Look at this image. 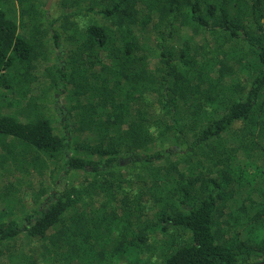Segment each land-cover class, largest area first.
<instances>
[{
  "label": "trees",
  "instance_id": "obj_1",
  "mask_svg": "<svg viewBox=\"0 0 264 264\" xmlns=\"http://www.w3.org/2000/svg\"><path fill=\"white\" fill-rule=\"evenodd\" d=\"M45 2L0 0L2 264L264 260V0Z\"/></svg>",
  "mask_w": 264,
  "mask_h": 264
},
{
  "label": "rangeland",
  "instance_id": "obj_2",
  "mask_svg": "<svg viewBox=\"0 0 264 264\" xmlns=\"http://www.w3.org/2000/svg\"><path fill=\"white\" fill-rule=\"evenodd\" d=\"M60 0H46L45 4H47V8L49 10V12L54 15V16H57L58 12H59V6H58V2ZM69 2V0H67ZM184 35L185 34H188L189 31L187 30H184L183 31ZM41 69V68H39ZM38 69V70H39ZM58 102H57V105L64 108V110L68 108H70V104L71 102L67 99L66 96H58ZM67 112V110H66ZM60 115V113H58ZM255 125V123H254ZM58 128V127H57ZM55 128L57 131L58 129ZM236 132L240 135L241 132H245V127L243 126V124L241 123H237L236 124ZM234 130V131H235ZM248 130H252V127H248ZM250 132V131H249ZM79 138H82V135L79 136ZM6 143H9L7 140H5ZM11 143V142H10ZM3 153H5V150H3L2 148H0V155H2ZM256 156V154H255ZM242 160H245V157H242ZM250 170V169H249ZM250 172V171H249ZM245 173H247V170L245 171ZM17 180L16 179H11L9 177V174L5 173L1 168H0V189H1V185H4V184H9V183H16ZM43 180H41L37 175H35L32 179H23L21 182H20V198H22V202H24V205H25V209H31L33 208V205H34V195L35 193L38 192L39 188L45 184L46 186L49 185V187L52 185L50 183V181H48L46 178H45V182L42 183ZM87 183H89V181L87 180L86 177H84V173H80L77 177V180L75 181V184L77 185H81L83 184V186L87 185ZM243 195V194H242ZM236 197V196H235ZM88 198V196H87ZM242 198L244 199V195L242 196ZM241 196L240 197H237L236 198V202H235V199L232 200L231 203H234L233 206L231 207L232 210L236 211L237 212L239 211L240 213L243 212V209L240 208V204H241ZM230 203V204H231ZM21 208L18 207V211L20 212ZM4 210L2 212V214L7 218L8 217H11L12 214L6 209L5 205L2 203V201H0V212ZM228 210V209H227ZM254 213V210L252 211ZM252 212H250V214H252ZM173 232H175L173 230ZM160 236L156 237V241L154 240V242H152L151 244H154L155 246H153V248L156 247V252L154 253L153 257H151L148 253L147 250H145V252L141 253L140 256L136 259V258H130V256H134V251H131L129 250V253H131L130 255L128 254V252H124L122 254V259L120 260L119 264H159L161 259H162V255L165 253H169L171 250H172V247L170 246H165L163 249L160 250L159 248V244H160ZM167 239V238H166ZM28 239H22L18 244L19 246H25L27 248V251L33 255V258H36L37 255V251L40 250V248L42 246L39 245L38 241L36 240H33L32 242H29L27 241ZM165 240V239H164ZM163 241V240H162ZM6 246V245H5ZM152 248V249H153ZM6 254L4 252V247L3 245H0V264L2 263H5V260H4V257L2 255ZM138 259H142L143 261L145 260L146 262H142L141 260L138 261Z\"/></svg>",
  "mask_w": 264,
  "mask_h": 264
},
{
  "label": "water",
  "instance_id": "obj_3",
  "mask_svg": "<svg viewBox=\"0 0 264 264\" xmlns=\"http://www.w3.org/2000/svg\"><path fill=\"white\" fill-rule=\"evenodd\" d=\"M254 264H264V260H262V261H259V262H257V263H254Z\"/></svg>",
  "mask_w": 264,
  "mask_h": 264
},
{
  "label": "built area",
  "instance_id": "obj_4",
  "mask_svg": "<svg viewBox=\"0 0 264 264\" xmlns=\"http://www.w3.org/2000/svg\"><path fill=\"white\" fill-rule=\"evenodd\" d=\"M2 73V71L0 70V74Z\"/></svg>",
  "mask_w": 264,
  "mask_h": 264
}]
</instances>
